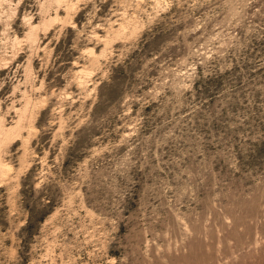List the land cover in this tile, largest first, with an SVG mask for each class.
<instances>
[{
    "label": "rangeland",
    "instance_id": "obj_1",
    "mask_svg": "<svg viewBox=\"0 0 264 264\" xmlns=\"http://www.w3.org/2000/svg\"><path fill=\"white\" fill-rule=\"evenodd\" d=\"M0 264H264V0H0Z\"/></svg>",
    "mask_w": 264,
    "mask_h": 264
},
{
    "label": "trees",
    "instance_id": "obj_2",
    "mask_svg": "<svg viewBox=\"0 0 264 264\" xmlns=\"http://www.w3.org/2000/svg\"><path fill=\"white\" fill-rule=\"evenodd\" d=\"M32 217L34 218V214H32Z\"/></svg>",
    "mask_w": 264,
    "mask_h": 264
}]
</instances>
